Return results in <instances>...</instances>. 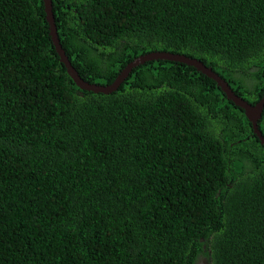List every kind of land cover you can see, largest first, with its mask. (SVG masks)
Segmentation results:
<instances>
[{"label":"trees","instance_id":"1","mask_svg":"<svg viewBox=\"0 0 264 264\" xmlns=\"http://www.w3.org/2000/svg\"><path fill=\"white\" fill-rule=\"evenodd\" d=\"M85 80L169 50L263 87L264 0H51ZM42 0H0V240H264V145L192 65L80 88ZM264 136V106L257 119ZM264 264V241H0V264Z\"/></svg>","mask_w":264,"mask_h":264},{"label":"water","instance_id":"2","mask_svg":"<svg viewBox=\"0 0 264 264\" xmlns=\"http://www.w3.org/2000/svg\"><path fill=\"white\" fill-rule=\"evenodd\" d=\"M43 8L45 11V19L48 22V29H49L48 33L51 37L50 38L51 42L58 55V59L64 64L67 74L70 76V78L73 80L76 86L87 90L107 93L113 90L120 83V81L124 79V77L130 72V70L134 66L144 62L145 60L159 58V59L180 61L192 65L196 70L201 71L208 77L212 78L215 81V83L219 86V88L222 90L225 97L231 102H233L235 105H238L240 108H242L245 117L250 123L252 132L258 138L259 143L264 145V136L261 134V131L257 123V119L261 115V110L264 102V95H262L256 102L250 103L240 95L234 93L231 87L226 83V81L223 78H221L215 70H213L210 66L204 64L200 59L179 52H172L169 50H158V49L149 50V51H145L144 53H138L134 55L129 61L125 62V64L121 66L115 77L108 83L102 84V83L89 82L83 79L78 74L77 70H75V68L70 63L67 55L65 54L60 44L59 38L56 33L53 14L51 11V1L43 0Z\"/></svg>","mask_w":264,"mask_h":264},{"label":"rangeland","instance_id":"3","mask_svg":"<svg viewBox=\"0 0 264 264\" xmlns=\"http://www.w3.org/2000/svg\"><path fill=\"white\" fill-rule=\"evenodd\" d=\"M237 86H238V89H240L244 95H249V93L253 94V95L259 94V96H258L259 98L262 95H264V87H262L260 85V82L259 81L255 82L253 80H249V78L247 76H244L243 78H241V80L237 84ZM244 99L247 100L246 98H244ZM261 134H262V132H261ZM200 264H202V263H200Z\"/></svg>","mask_w":264,"mask_h":264},{"label":"flooded vegetation","instance_id":"4","mask_svg":"<svg viewBox=\"0 0 264 264\" xmlns=\"http://www.w3.org/2000/svg\"><path fill=\"white\" fill-rule=\"evenodd\" d=\"M201 256L200 258H196L195 261H194V264H209V261L208 259H206L205 257H203L202 255H199Z\"/></svg>","mask_w":264,"mask_h":264},{"label":"clouds","instance_id":"5","mask_svg":"<svg viewBox=\"0 0 264 264\" xmlns=\"http://www.w3.org/2000/svg\"><path fill=\"white\" fill-rule=\"evenodd\" d=\"M51 1V0H50ZM42 4H43V0H42ZM44 9V8H43ZM45 12V11H44ZM54 20V19H53ZM73 66V65H72ZM76 70V69H75ZM248 78H249V80H252L253 78L252 77H250V76H247ZM263 80H264V75H263ZM90 82V81H89ZM102 84H104V83H102ZM263 87H264V82H263ZM232 89V88H231ZM92 91V90H91ZM234 92V91H233ZM103 93V92H102ZM234 93H236V92H234ZM224 94V93H223ZM237 94V93H236ZM225 96V95H224ZM226 98V97H225ZM227 99V98H226ZM259 99V97L257 98V100ZM228 100V99H227ZM256 100V101H257ZM248 101V100H247ZM256 101H254V102H256ZM249 102V101H248ZM254 102H251V103H254ZM263 106H264V102H263ZM263 108V107H262ZM242 109V108H241ZM262 111V110H261ZM242 112H243V110H242ZM244 114V113H243ZM245 116V115H244ZM201 256H198L197 258H200ZM204 257V256H203ZM207 259V258H206Z\"/></svg>","mask_w":264,"mask_h":264}]
</instances>
